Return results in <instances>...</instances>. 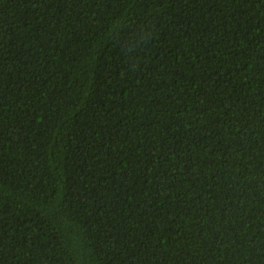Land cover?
Instances as JSON below:
<instances>
[{
	"label": "trees",
	"instance_id": "trees-1",
	"mask_svg": "<svg viewBox=\"0 0 264 264\" xmlns=\"http://www.w3.org/2000/svg\"><path fill=\"white\" fill-rule=\"evenodd\" d=\"M0 264H264V0H0Z\"/></svg>",
	"mask_w": 264,
	"mask_h": 264
}]
</instances>
